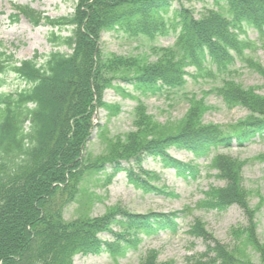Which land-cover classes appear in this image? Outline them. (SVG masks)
<instances>
[{
  "label": "trees",
  "instance_id": "16d2710c",
  "mask_svg": "<svg viewBox=\"0 0 264 264\" xmlns=\"http://www.w3.org/2000/svg\"><path fill=\"white\" fill-rule=\"evenodd\" d=\"M213 1L220 9H205L200 17L183 0H74V12L55 20L29 7L18 8L14 21L23 15L36 27L45 21L54 29L69 31L67 36L52 31L48 41L71 52L36 53L31 59L17 60L14 54L0 50V89L6 74L26 84L16 93L0 92V264H74L77 255L104 251L117 255L136 246L141 231H176L177 213L135 215L113 209L101 217L67 220L65 212L82 183L95 180L100 173L112 180L125 172L136 186L158 192L149 183L156 177L143 168L148 157L159 158L180 176L196 178L195 164L171 157L170 148L186 150L196 160L264 135V97L224 80L214 88L215 94L228 107L241 106L249 113L235 126L226 129L198 122L200 109L193 106L177 133L159 136L147 107L140 103L134 112V131L108 142L101 154L93 155L87 149L93 114L106 106V89L120 87L121 81L143 93L181 91L190 75L188 68L202 71L213 63L226 69L235 63L242 55L240 34L245 26L264 33V0ZM175 4L179 8H173ZM170 11L174 20L167 22L164 14ZM109 31H125L135 39L172 34L176 39L172 47L152 48L155 60L127 58L102 53L101 36ZM260 70L264 79V70ZM258 160L264 161V155ZM210 162L209 169L216 170L225 184L206 192L202 206L217 211L241 206L249 212V193L241 178L247 162L223 154H216ZM242 232L243 249L231 248L197 221L190 234L201 238L207 250L188 264H244L248 246L259 254V264H264V244L255 225L251 223ZM102 234L111 239H102ZM156 255L150 251L141 264H161Z\"/></svg>",
  "mask_w": 264,
  "mask_h": 264
},
{
  "label": "rangeland",
  "instance_id": "374dc122",
  "mask_svg": "<svg viewBox=\"0 0 264 264\" xmlns=\"http://www.w3.org/2000/svg\"><path fill=\"white\" fill-rule=\"evenodd\" d=\"M183 4L192 9L196 17H200L205 9H220L213 0H183ZM19 7H29L55 20L71 15L75 2L0 0V50L14 54L17 60L31 59L36 53L46 55L58 50L71 52L65 47L57 48L48 41L52 31H60L64 36L69 35V31L65 28L54 29L45 21L36 27L23 15L14 21L13 15L19 14ZM173 8H178V5L175 4ZM164 16L169 19L167 22L174 20L172 11ZM135 38L137 36H131L125 31L105 32L101 36L99 48L105 55L116 54L127 58L155 60L151 49L172 47L176 36L172 34L154 40ZM240 38L244 41L242 55L237 57L234 64H229L226 69H218L213 63H207L202 71L188 68L190 75L186 76L187 84L181 91L143 93L121 81L120 87L106 89L103 97L106 106L96 109L93 114L94 128L91 131L89 146L87 145L88 151L93 155L101 154L107 150L108 142L134 131V112L140 103L147 107L148 115L153 118L161 132L159 136L177 133L179 126L185 124L181 125L187 120L193 106L199 107L197 119L205 125H218L227 129L246 120L249 115L247 110L241 106L228 107L215 94L214 89L224 80H230L245 90L254 89L256 95L264 97V79L259 74L260 69L264 70V33L259 34L252 27L245 26ZM25 87L26 84L14 74H6L2 77L0 92L16 93ZM167 153L184 163L193 162L199 171L196 178L180 176L174 169L165 167L159 158L148 157L143 168L156 177L149 183L152 187L159 188L158 192H147L136 186L125 172H119L112 180H108L106 174L100 173L95 180H85L82 183L76 200L66 208L65 217L67 220L101 217L113 209H124L135 215L177 213L179 218L176 231L161 229L151 234L141 231L136 236L140 240L136 246L123 249L117 255L107 251L77 255L74 264H141L150 251L157 254L161 264H188L207 250L206 243L201 238L190 234L192 226L199 220L205 224L206 230L214 239L227 247L238 246L241 249L243 247L240 244V235L253 223L258 239L264 244V161L258 160L260 155H264V135L255 136L242 146L233 143L230 149L213 151L209 158L194 160L192 153L179 148H170ZM216 154L226 155L238 162H247L241 172V178L249 193V212L241 206H231L226 211L211 210L202 206L206 192L212 187H222L225 184L217 178L216 170L209 169L210 161ZM124 166L127 167L126 164ZM108 172L111 173V170ZM101 238L110 240L111 236L102 234ZM244 256V264H259V254L253 248H245Z\"/></svg>",
  "mask_w": 264,
  "mask_h": 264
}]
</instances>
